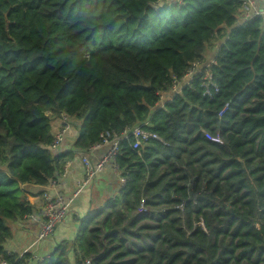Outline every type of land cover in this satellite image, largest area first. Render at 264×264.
<instances>
[{
    "label": "trees",
    "instance_id": "trees-1",
    "mask_svg": "<svg viewBox=\"0 0 264 264\" xmlns=\"http://www.w3.org/2000/svg\"><path fill=\"white\" fill-rule=\"evenodd\" d=\"M158 1L0 0V260L30 257L5 251L8 222L35 214L27 186L148 122L166 145L123 141L125 188L41 264H264V17L240 25L245 0ZM209 50L219 91L196 80L156 110ZM62 113L80 133L58 153Z\"/></svg>",
    "mask_w": 264,
    "mask_h": 264
},
{
    "label": "built area",
    "instance_id": "built-area-1",
    "mask_svg": "<svg viewBox=\"0 0 264 264\" xmlns=\"http://www.w3.org/2000/svg\"><path fill=\"white\" fill-rule=\"evenodd\" d=\"M167 1V0H165ZM172 3H180L182 0H168ZM160 3V0L155 7ZM256 17H264V9L257 2V0H245L244 9L242 11V20L240 25L248 23ZM215 59L205 62H194L181 76H172L171 86L168 91L158 92L159 101L156 105V110L164 109L168 103H172L177 96H181L187 88L192 89V84L196 80L202 81V86L205 88V96L212 97V90L216 93L219 91L218 86L214 80L212 68L216 66ZM229 105L226 104L224 109L220 112L219 117L222 118L228 111ZM60 128L54 135V139L50 145L51 150L61 153L62 149L66 148V138L73 127V119L65 113H62L59 117ZM149 126L148 122H145L141 126L135 128H125L120 134L116 132L107 131L100 135V142L90 148L86 152H77V157L81 162L84 169V176L76 183V189L71 198H66L58 192L62 181L70 175L72 161L69 160L65 163L63 169L49 181V184L45 186L42 193L43 208H42V222L41 230L37 236L34 245L40 244L45 239L50 237L55 230L64 222L68 215L72 202L80 195V193L97 177L98 174L106 169H110L115 177L118 179L119 188L118 192H121L126 186L127 180L122 177V171L119 169L117 157L120 150V144L123 141L132 139V149L139 152L140 149L151 143L160 142L166 145L162 138L146 129ZM205 136L215 143H222L220 136H212L209 133H205ZM105 148L104 155L96 162L91 160V155L97 150ZM181 209V207L177 208ZM140 214L147 215L150 209L142 203L139 211ZM33 245V246H34ZM33 246L31 249H33ZM29 251H26V253ZM6 255L13 257L14 254L10 251L6 252ZM30 257L26 258L25 264H41L49 259V255H39L38 250L34 249ZM18 259L25 257V252L16 256ZM0 264H11L8 260H0ZM84 264H94L93 259H87Z\"/></svg>",
    "mask_w": 264,
    "mask_h": 264
},
{
    "label": "crops",
    "instance_id": "crops-1",
    "mask_svg": "<svg viewBox=\"0 0 264 264\" xmlns=\"http://www.w3.org/2000/svg\"><path fill=\"white\" fill-rule=\"evenodd\" d=\"M264 9V0H257ZM207 61L212 60L211 54L206 55ZM74 121V120H73ZM75 123L73 122V125ZM52 132L55 135L60 128L58 117L53 121ZM80 131L72 127L66 143L67 150L69 149L68 141L72 140V146L76 138L79 136ZM105 153V148L97 150L91 155V160L96 162ZM72 167L70 175L62 181L58 192L66 198H71L76 189V183L84 176V169L79 161L77 155L71 159ZM32 194V202L35 207V214L27 217L19 222H9L12 231V238L5 244V251L12 252L14 256L31 254L34 249L38 250L39 255H49L55 250L56 246L64 240L76 239L78 235L79 223L76 222L78 218L82 219L89 214H93L97 210L106 205L108 199L115 193H118L119 183L117 177L114 176L110 169H106L89 184L80 195L72 202L68 215L64 222L56 229L53 235L45 239L40 244L34 245L37 236L41 230L42 222V191L45 187L40 186H27L26 187ZM34 245V246H33ZM33 246V249H31ZM26 251H29L26 253ZM72 258V257H71ZM74 257L72 259V262Z\"/></svg>",
    "mask_w": 264,
    "mask_h": 264
},
{
    "label": "rangeland",
    "instance_id": "rangeland-1",
    "mask_svg": "<svg viewBox=\"0 0 264 264\" xmlns=\"http://www.w3.org/2000/svg\"><path fill=\"white\" fill-rule=\"evenodd\" d=\"M167 1H168V0H167ZM159 5H160V3L157 5L158 8H159ZM208 53H210V50L208 51ZM208 53H207V54H208ZM8 225H9V222H8Z\"/></svg>",
    "mask_w": 264,
    "mask_h": 264
}]
</instances>
